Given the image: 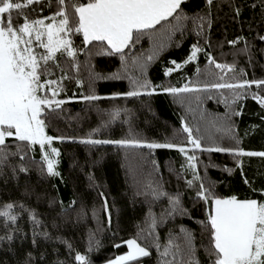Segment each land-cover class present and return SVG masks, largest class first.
Instances as JSON below:
<instances>
[{"label":"trees","instance_id":"16d2710c","mask_svg":"<svg viewBox=\"0 0 264 264\" xmlns=\"http://www.w3.org/2000/svg\"><path fill=\"white\" fill-rule=\"evenodd\" d=\"M50 3L24 8L18 20L14 10V23H23L24 15L30 20L51 16L57 4ZM182 8L188 19L162 22L125 49L126 59L101 54L107 49L95 42L86 47L76 34V57L58 53L50 62L55 74L49 79L66 77L56 97L66 102L42 116L46 134L59 140L58 175L48 173L39 145L6 140L0 152V212L11 204L16 220L0 216V264H81L78 254L88 264H105L126 254L131 239L150 255L128 264H165L172 260L163 255L171 251L170 238L183 237L181 229L194 237L199 264H211L205 225L212 196L264 201V157L238 154L264 152V105L253 99L264 90L253 85L242 94L211 87L264 80V0H213L212 5L186 0ZM193 45L202 51L185 63ZM150 55L154 59L147 61ZM210 57L234 71L222 73ZM172 61L182 67L165 75ZM133 80L147 82L148 88ZM185 85L199 90H163ZM134 89L141 94L126 95ZM91 95L100 98L84 99ZM185 125L201 140V149L229 151L192 150ZM89 139L185 146L197 157L199 178L178 148L83 142ZM201 183L210 189L208 201L197 196ZM177 199L187 215L176 210Z\"/></svg>","mask_w":264,"mask_h":264},{"label":"snow or ice","instance_id":"6c2138e0","mask_svg":"<svg viewBox=\"0 0 264 264\" xmlns=\"http://www.w3.org/2000/svg\"><path fill=\"white\" fill-rule=\"evenodd\" d=\"M41 2L42 0H23V2L0 0V152L7 146L8 138L28 142L32 146L39 145L41 149H44L46 145L51 146L54 138L46 134L45 121L42 116L46 111L55 112L66 102L56 99L60 91V80L66 77L61 76L60 80L49 79V76L55 74L50 62L57 61L58 53L62 55L66 53L73 59L76 57L78 49L73 46V35H81L86 47L94 45V42L106 47L107 51H102L101 54H121V58L126 59L125 49L134 46L144 35L157 30V26H162V22L172 20L181 22L188 19L182 8L186 0H56L57 10L51 16L30 20L24 15L23 23H14V10L17 11L16 19L18 20L24 8ZM206 3L212 5L213 0H206ZM48 6H51L50 0ZM198 19L203 21L202 17ZM175 30L173 27L171 32ZM170 35L171 33H169V38ZM229 43L236 44L237 41ZM37 48L42 49L43 52H37ZM201 51V48L193 45L191 55L185 63L195 60L197 53ZM138 59L133 63H137ZM153 59L154 56L151 55L146 58L147 61ZM209 60L224 74L234 71L231 65L216 63L212 57ZM172 64L174 67L167 68L165 75H171L173 71L182 67L175 61H172ZM55 67L58 68L59 64H55ZM76 67L78 69L79 66ZM143 70L144 65H141V73ZM42 77H44L43 80ZM220 79L223 81L224 77L221 76ZM133 84L148 88L147 82L141 84L138 80H133ZM253 85L264 90V80L221 82L214 83L211 87L240 89L244 90L242 94H246ZM163 90L178 94L199 89L185 85L182 88ZM140 94L136 89L126 93L129 97ZM99 98L95 95L84 97L87 100ZM253 99L264 105V96L253 93ZM112 115L113 118L118 117L119 112ZM184 131L188 133V143L191 149H201V140L192 135L193 130L185 125ZM83 142L116 143L121 146L132 145L149 149L178 148L186 155L188 166L193 169L194 177L199 178L196 172L197 157L188 155L189 149L185 146L172 143L142 144L134 140L89 139ZM201 150L229 151L218 147ZM51 153L59 155L54 147L51 148ZM238 154L264 157V152H239ZM43 158L47 163L48 173L58 175L55 172V161L49 158L47 151L43 153ZM188 183L191 185L192 181ZM210 195V189H206L201 183L197 196L208 201ZM174 204L177 211L187 215V212L180 208L178 199L174 201ZM212 205L205 225L209 231L211 264H264V201L241 200L235 196L230 198L212 196ZM12 208L11 204L5 206L0 216L15 221L16 217L10 211ZM181 232L184 233L183 237L177 239H182V244L177 243V239L170 238L169 249L171 251L166 250L163 255H171L172 260L166 261L165 264H199L193 249L194 237L183 229ZM125 243L130 251L126 255L117 257L110 264H128L130 261L150 255L149 251L142 247L136 239ZM177 256L180 257L179 261H177ZM75 259L81 264H88L84 255L78 254Z\"/></svg>","mask_w":264,"mask_h":264},{"label":"rangeland","instance_id":"374dc122","mask_svg":"<svg viewBox=\"0 0 264 264\" xmlns=\"http://www.w3.org/2000/svg\"><path fill=\"white\" fill-rule=\"evenodd\" d=\"M56 141H59L58 139H53V142H52V144H51V146H45V148L44 149H42L43 150V153L45 152V151H47L48 153H49V158L50 159H53L54 161H55V172L57 173L58 172V170H57V166H58V160H59V155L58 156H56V155H54V154H52L51 153V148L52 147H54V148H56L57 149V147H56V145H55V142ZM58 150V149H57ZM59 152V151H58ZM44 159V158H43ZM46 162V161H45ZM47 164V163H46ZM130 251V249L128 248V252ZM127 252V253H128ZM126 253V254H127ZM126 254H124V255H126ZM122 256V255H121ZM141 258V257H140ZM139 259V258H138ZM112 261H114V260H112ZM111 262V261H110ZM110 262H108V263H105V264H110ZM131 262V261H130ZM129 263V262H128Z\"/></svg>","mask_w":264,"mask_h":264}]
</instances>
